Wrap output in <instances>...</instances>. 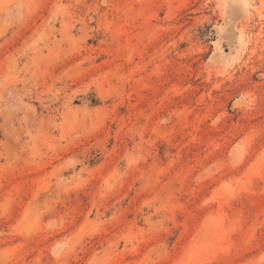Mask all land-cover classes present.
Masks as SVG:
<instances>
[{
  "label": "rangeland",
  "instance_id": "374dc122",
  "mask_svg": "<svg viewBox=\"0 0 264 264\" xmlns=\"http://www.w3.org/2000/svg\"><path fill=\"white\" fill-rule=\"evenodd\" d=\"M0 264H264V0H0Z\"/></svg>",
  "mask_w": 264,
  "mask_h": 264
}]
</instances>
